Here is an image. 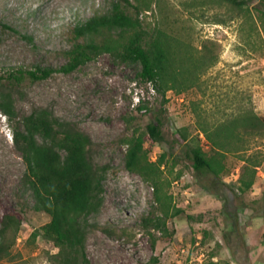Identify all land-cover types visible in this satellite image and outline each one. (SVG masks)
Returning a JSON list of instances; mask_svg holds the SVG:
<instances>
[{
  "label": "rangeland",
  "instance_id": "374dc122",
  "mask_svg": "<svg viewBox=\"0 0 264 264\" xmlns=\"http://www.w3.org/2000/svg\"><path fill=\"white\" fill-rule=\"evenodd\" d=\"M114 1L0 0V21L13 28L0 25V244L7 251L0 264H82L83 255L89 264H264V125L256 121L264 118L259 0H244L243 8L224 0H130L148 34L160 30L208 61L181 95L157 91L140 80L138 65L102 52L72 73L59 71L76 42L102 41L100 33L76 40L74 25L107 14ZM137 10L129 12L135 16ZM36 67L53 72L39 81L7 77ZM39 112L91 141L86 162L97 182V205L80 219L83 248L73 257L43 238L50 219L35 203L14 143L21 118ZM245 114L257 127L239 126L225 151L212 148L217 129ZM156 119L159 144L147 130ZM133 141L143 144L154 166L150 176L126 168ZM192 148L221 171H196ZM6 217L11 226L4 227Z\"/></svg>",
  "mask_w": 264,
  "mask_h": 264
},
{
  "label": "trees",
  "instance_id": "16d2710c",
  "mask_svg": "<svg viewBox=\"0 0 264 264\" xmlns=\"http://www.w3.org/2000/svg\"><path fill=\"white\" fill-rule=\"evenodd\" d=\"M232 6L248 7L244 0H224ZM133 6L130 0H115L107 14L93 16L85 22L74 25V38L102 34V41L94 43H75L68 53V62L59 71L69 74L86 64L99 52L109 54L114 60L139 66L140 80L151 85L157 91H173L182 94L193 87L200 67L208 65L204 56L194 58L183 45L160 30L152 34L143 29L139 12L135 16L129 12ZM257 12L264 16V0H259ZM1 27L13 30L0 21ZM53 72L50 68L36 67L34 70L10 72L8 78L20 81L46 79ZM0 76V81L3 80ZM8 113V112H6ZM7 115V114H6ZM264 125V118L256 119ZM253 116L244 115L217 129V140H211L212 148L225 151L228 139L233 138L235 130L241 126L244 130L257 127ZM22 130L14 131V143L21 152L27 168L28 182L33 191L36 205L49 217V222L42 227L43 238L52 242L62 254L70 257L83 248V230L80 219L96 210L97 182L90 166L86 162V153L91 145L89 138L69 128L57 126L46 113H32L20 120ZM161 121L147 127L149 137L154 143H161ZM183 141L185 137L180 136ZM208 137V136H207ZM37 139L45 141L38 143ZM209 139V137H208ZM63 152V155L60 154ZM192 167L196 171H208L217 175L213 161L208 160L201 149L190 150ZM126 168L129 172L142 176L154 171L143 152L139 141L130 143L126 154ZM248 190L252 181L242 182ZM11 218L6 217L4 227L11 226ZM154 229L161 226L154 220H147ZM7 254L0 244V261ZM68 262H74L73 260ZM82 264H89L83 255Z\"/></svg>",
  "mask_w": 264,
  "mask_h": 264
}]
</instances>
